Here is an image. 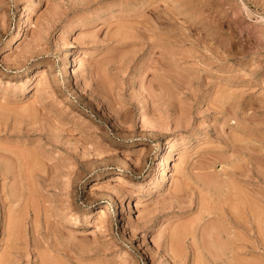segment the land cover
<instances>
[{"label": "rangeland", "instance_id": "rangeland-1", "mask_svg": "<svg viewBox=\"0 0 264 264\" xmlns=\"http://www.w3.org/2000/svg\"><path fill=\"white\" fill-rule=\"evenodd\" d=\"M9 153L0 264H264V0H0Z\"/></svg>", "mask_w": 264, "mask_h": 264}, {"label": "bare ground", "instance_id": "bare-ground-1", "mask_svg": "<svg viewBox=\"0 0 264 264\" xmlns=\"http://www.w3.org/2000/svg\"><path fill=\"white\" fill-rule=\"evenodd\" d=\"M16 38H19V32L16 34ZM15 38V39H16ZM64 68L65 69H67V62H65L64 63ZM3 157H5L4 159H3ZM11 157L12 156H10V153L7 155L6 154V156H2V154H0V172H1V174H3V175H5V176H9V177H11V178H16V176H17V169L15 168V167H17V165L15 164V163H17V162H15L14 163V161L13 160H15L13 157H12V159H11ZM19 156H17V158H18ZM11 160L13 161V163L16 165H12L11 163ZM15 166V167H14ZM14 167V168H13ZM15 170H16V172H15ZM19 171V170H18ZM19 175H20V173H19ZM18 175V176H19ZM17 176V177H18ZM207 177H209V176H207ZM207 177H205L204 179H206V183H207V185H209V187H216L217 188V185L220 183H218L217 184V181L215 180H213L211 177L210 178H207ZM214 178V177H213ZM219 186V185H218ZM17 194H18V191L16 192V190L14 189V188H11L10 189V196H12L13 198H17ZM12 198V199H13ZM221 212V211H220ZM223 212V211H222ZM225 212V211H224ZM210 213H212V214H215V216H218V217H221L223 220H227L226 219V217L223 215V214H221V213H219L218 211H216V210H213V209H211V211H209V214ZM226 213V212H225ZM224 213V214H225ZM229 214V213H228ZM228 219H229V217H227ZM56 220H59V219H62V221L64 222V224L65 225H71V226H77V225H80L81 224V220L78 218V217H76V216H72V215H65V214H63V213H56V218H55ZM232 220H233V218L230 216V220H228V224H231L232 223ZM218 221V220H217ZM220 222V221H219ZM221 222H223V221H221ZM227 222V221H226ZM211 224H209L210 226H207V230L205 229V233L203 232V234H205V236L207 237H205L204 236V238H206L205 239V241H204V243L206 244V247L207 248H210V250L212 249V246H214V245H216V249H219L220 250V248H221V246L220 245H222V244H219L220 242V240H221V238H222V233L225 231V227H224V224L223 225H220L219 223H217V222H210ZM227 224V223H226ZM60 230V229H59ZM62 232V231H61ZM57 233V232H56ZM175 233H178V230L175 232ZM179 234V233H178ZM57 235V234H56ZM63 236V235H62ZM184 236H185V234H184ZM182 238V237H181ZM207 240V241H206ZM223 240V239H222ZM221 240V241H222ZM225 241V239L223 240V242ZM207 242V243H206ZM227 245V244H226ZM219 246H220V248H219ZM223 246L225 247V242L223 243ZM228 246V245H227ZM215 248V247H214ZM226 248V247H225ZM214 250V249H213ZM221 251H223L222 249H221ZM220 252V251H219Z\"/></svg>", "mask_w": 264, "mask_h": 264}]
</instances>
